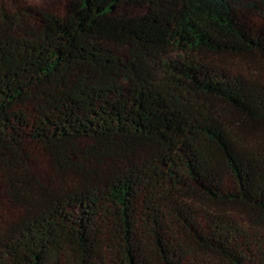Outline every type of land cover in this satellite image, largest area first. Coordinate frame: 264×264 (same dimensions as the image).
<instances>
[{"label":"trees","instance_id":"obj_1","mask_svg":"<svg viewBox=\"0 0 264 264\" xmlns=\"http://www.w3.org/2000/svg\"><path fill=\"white\" fill-rule=\"evenodd\" d=\"M228 58L264 64V0L2 3L0 264H264V82Z\"/></svg>","mask_w":264,"mask_h":264},{"label":"rangeland","instance_id":"obj_2","mask_svg":"<svg viewBox=\"0 0 264 264\" xmlns=\"http://www.w3.org/2000/svg\"><path fill=\"white\" fill-rule=\"evenodd\" d=\"M67 2L68 0H0V5L2 3H7V4L17 3L19 6L38 7L42 10H51L52 12L58 14H64L66 10ZM221 66L224 69L236 75L244 76L247 79H251L253 81L264 82V64H257L248 59L228 58L222 60ZM35 155L39 160V166L41 170L44 173L50 172L49 164L45 160L44 156L40 152H36ZM239 214H238L239 215L238 219L240 220V222H242L243 224H245L244 222H246V224H248L246 221V217L241 213ZM260 233L264 234V231L260 230Z\"/></svg>","mask_w":264,"mask_h":264}]
</instances>
